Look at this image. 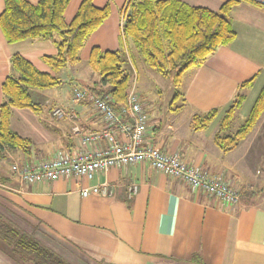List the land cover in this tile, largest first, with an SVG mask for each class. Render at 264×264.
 Instances as JSON below:
<instances>
[{
  "label": "crops",
  "instance_id": "obj_1",
  "mask_svg": "<svg viewBox=\"0 0 264 264\" xmlns=\"http://www.w3.org/2000/svg\"><path fill=\"white\" fill-rule=\"evenodd\" d=\"M26 1L32 5L39 2ZM177 1L218 11L226 0ZM256 1L264 4V0ZM79 2L71 0L67 6V22ZM125 3L93 0L97 8L108 5L109 15L85 40L79 61L58 71H52L43 61L44 56L56 54L51 41L27 39L8 44L0 30V105L2 84L14 75L10 58L15 54L61 82L51 89H28L38 112L29 108L11 110L10 128L31 142V155L5 150L0 159V215L70 264H264V112L234 149L222 152L213 140L241 84L254 79L232 118L242 122L264 85V11L251 5L239 3L231 8L233 42L217 48L204 65L185 74L179 88L181 105L173 114H154L151 101L145 107L141 104L149 118L145 137L161 151L179 153L189 165L223 172L239 190L236 206L193 193L179 180L144 163L98 171L90 181L57 178L26 184L12 171L14 164L45 160L58 151L74 149L79 138L72 132L74 124L82 134L103 128L88 102L73 99L76 91L89 92L91 87L88 81L92 74L82 75L78 67L87 64L92 48L121 51L123 59L127 58L124 67L128 72L130 65L136 72V63L154 78L135 45L122 37ZM3 9L4 1L0 0V14ZM63 76L68 77L69 84L63 85ZM82 76H87L86 80ZM76 83L79 88L73 85ZM130 87L135 92L134 84ZM137 95L140 100L142 95ZM53 108H62L72 116L55 118L51 115ZM213 109L217 110L213 121L203 130L192 131L191 117ZM183 110L187 113L180 120ZM222 134L228 135V130ZM121 139L117 136L119 144ZM104 183L106 196H81L82 188ZM131 184L137 186V192L128 198L127 186ZM0 264H12L1 251Z\"/></svg>",
  "mask_w": 264,
  "mask_h": 264
},
{
  "label": "trees",
  "instance_id": "obj_2",
  "mask_svg": "<svg viewBox=\"0 0 264 264\" xmlns=\"http://www.w3.org/2000/svg\"><path fill=\"white\" fill-rule=\"evenodd\" d=\"M0 30L8 44L27 39L49 40L56 54L44 56V63L58 71L79 61V52L91 35L109 15V6L97 8L93 0H80L72 19L65 20L71 0H39L32 5L26 0H3ZM239 3L264 11V4L256 0H226L218 11L189 7L177 0H126L124 6L123 39L136 47L147 67L168 79L174 88V99L181 96L180 86L185 74L204 65L215 50L233 42L230 11ZM121 51L91 49L88 67L100 76L89 92L97 96L109 94L112 109L120 114L126 107L130 89V74L124 67ZM13 76L2 84L3 102L0 105V159L5 150H20L31 155V142L13 132L9 125L13 108H29L38 112L28 89H51L61 82L48 73L38 71L21 55L10 58ZM253 78L240 86L231 106L222 118L213 140L222 151L234 149L249 134L264 112V85L249 114L232 135H223L245 99L244 91ZM217 110L194 114L190 120L192 131L205 129L215 118ZM0 251L21 264H70L47 246L27 235L0 215Z\"/></svg>",
  "mask_w": 264,
  "mask_h": 264
},
{
  "label": "built area",
  "instance_id": "obj_3",
  "mask_svg": "<svg viewBox=\"0 0 264 264\" xmlns=\"http://www.w3.org/2000/svg\"><path fill=\"white\" fill-rule=\"evenodd\" d=\"M73 99L76 102H88L100 117L103 128L82 134L74 124L72 132L79 135L78 145L69 151H58L45 160L14 164L12 171L20 182L35 184L57 178L90 181L98 171L127 169L144 163L153 170L179 180L193 193L203 194L229 206L238 204L239 190L226 179L223 172H208L189 165L179 153L161 151L145 137L149 118L132 88L129 89L126 107L120 109V114L112 109L109 94L97 96L81 89L74 93ZM51 115L58 119L72 116L62 108H53ZM117 136L122 138L121 144ZM100 143L103 147H96ZM136 192L135 184L127 186L128 198ZM80 193L83 198L106 196L108 188L104 183L82 188Z\"/></svg>",
  "mask_w": 264,
  "mask_h": 264
},
{
  "label": "rangeland",
  "instance_id": "obj_4",
  "mask_svg": "<svg viewBox=\"0 0 264 264\" xmlns=\"http://www.w3.org/2000/svg\"><path fill=\"white\" fill-rule=\"evenodd\" d=\"M125 62L128 64L127 58L124 56ZM78 72L82 75L91 73L92 77L91 80L88 81L89 86H93V84L98 85L100 83V76L92 71L87 64H82L78 67ZM136 72L132 71L130 65V86L134 84V89L136 94H141V98L139 103L143 106H147L146 103L150 102L151 109L154 111V114L157 115H166L169 116L173 114L172 112L175 111L181 105V98L174 99V88L171 82L168 79L161 77L159 74L156 73L153 69L147 67L150 72L149 74H154V78H151L148 74H145L144 71L139 69V66L135 63ZM126 69V68H125ZM69 70V69H68ZM127 70V69H126ZM87 77V76H86ZM85 76H82L86 80ZM63 81V85L69 84L64 76L60 78ZM75 87L79 88V83L73 84ZM131 88V87H130ZM144 106V107H145ZM181 112V111H180ZM179 112V113H180ZM184 115H181L180 120H182V116L184 117L187 113V110H183ZM242 123L241 120L238 118L233 119L231 121L230 127L228 129V134L232 135L238 129L240 124ZM65 254V253H64ZM8 257V256H7ZM12 264H21V261L16 260L13 258L11 259Z\"/></svg>",
  "mask_w": 264,
  "mask_h": 264
}]
</instances>
